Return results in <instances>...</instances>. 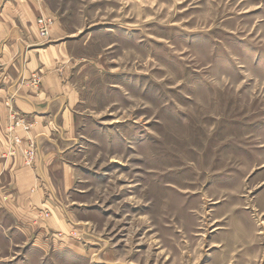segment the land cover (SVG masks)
Wrapping results in <instances>:
<instances>
[{
	"label": "rangeland",
	"instance_id": "1",
	"mask_svg": "<svg viewBox=\"0 0 264 264\" xmlns=\"http://www.w3.org/2000/svg\"><path fill=\"white\" fill-rule=\"evenodd\" d=\"M43 1L39 37L68 33L70 182L27 215L3 197L0 264H264V0Z\"/></svg>",
	"mask_w": 264,
	"mask_h": 264
},
{
	"label": "crops",
	"instance_id": "2",
	"mask_svg": "<svg viewBox=\"0 0 264 264\" xmlns=\"http://www.w3.org/2000/svg\"><path fill=\"white\" fill-rule=\"evenodd\" d=\"M47 15L49 9L43 0H0V182H8L0 192V202L4 196L9 200L4 206L11 214L27 215L48 203L42 200L44 188L51 187L50 179L57 173L62 174L61 182H70L66 166L55 160L62 149L71 147L74 137L75 95L65 73L68 33L60 22H55L48 39L42 40L36 20ZM34 78L39 79V88H34ZM11 114L24 117L31 123L30 130L10 133ZM14 134L36 140L41 156L38 165L24 166L19 152L15 157L1 158L10 152ZM55 139L61 140V147ZM37 182L44 184L36 189Z\"/></svg>",
	"mask_w": 264,
	"mask_h": 264
},
{
	"label": "built area",
	"instance_id": "3",
	"mask_svg": "<svg viewBox=\"0 0 264 264\" xmlns=\"http://www.w3.org/2000/svg\"><path fill=\"white\" fill-rule=\"evenodd\" d=\"M37 23L40 26V36L45 38L47 35V25L49 22H44V21L40 20Z\"/></svg>",
	"mask_w": 264,
	"mask_h": 264
},
{
	"label": "bare ground",
	"instance_id": "4",
	"mask_svg": "<svg viewBox=\"0 0 264 264\" xmlns=\"http://www.w3.org/2000/svg\"><path fill=\"white\" fill-rule=\"evenodd\" d=\"M40 36V35H39Z\"/></svg>",
	"mask_w": 264,
	"mask_h": 264
}]
</instances>
